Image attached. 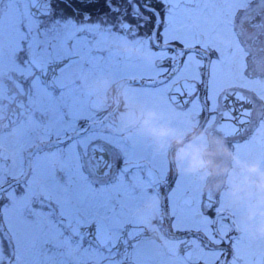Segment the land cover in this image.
Returning a JSON list of instances; mask_svg holds the SVG:
<instances>
[{
    "label": "flooded vegetation",
    "instance_id": "obj_1",
    "mask_svg": "<svg viewBox=\"0 0 264 264\" xmlns=\"http://www.w3.org/2000/svg\"><path fill=\"white\" fill-rule=\"evenodd\" d=\"M262 178L264 0H0V264H264Z\"/></svg>",
    "mask_w": 264,
    "mask_h": 264
},
{
    "label": "clouds",
    "instance_id": "obj_2",
    "mask_svg": "<svg viewBox=\"0 0 264 264\" xmlns=\"http://www.w3.org/2000/svg\"><path fill=\"white\" fill-rule=\"evenodd\" d=\"M117 119L124 125L147 131L149 134L158 138L171 135V129L167 125L159 123L156 114L150 109H143L135 105H126L124 110L117 114ZM173 143L180 144L181 141L178 137H173ZM177 154L187 156V163L190 168L197 167L205 171L208 170L209 165L213 169L215 168L213 161L205 158L202 152L193 154L187 150L177 148ZM175 158L176 154L173 156V159ZM220 170L222 171L223 169L221 168ZM259 186L264 188V178L259 181ZM259 230L264 232V224H261Z\"/></svg>",
    "mask_w": 264,
    "mask_h": 264
}]
</instances>
